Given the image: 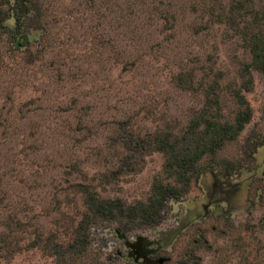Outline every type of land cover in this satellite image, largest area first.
Segmentation results:
<instances>
[{
	"label": "rangeland",
	"instance_id": "374dc122",
	"mask_svg": "<svg viewBox=\"0 0 264 264\" xmlns=\"http://www.w3.org/2000/svg\"><path fill=\"white\" fill-rule=\"evenodd\" d=\"M26 5L18 39L0 28V264H264V144L251 152L264 73L247 90L238 77L247 40H264V0ZM235 90L250 116L214 155L234 173L200 175L152 227L122 233L85 209L81 188L131 203L170 181L162 154L133 140L178 134L214 95L230 120Z\"/></svg>",
	"mask_w": 264,
	"mask_h": 264
},
{
	"label": "trees",
	"instance_id": "16d2710c",
	"mask_svg": "<svg viewBox=\"0 0 264 264\" xmlns=\"http://www.w3.org/2000/svg\"><path fill=\"white\" fill-rule=\"evenodd\" d=\"M26 1L3 0L4 4L10 5L9 11L0 9V28L8 30L12 40L18 39L21 34L20 32L18 34L17 30L28 10ZM7 19H13L15 32L6 26ZM246 47L250 61L242 63L238 71V77L242 80L239 88L242 90H247L251 83V70L264 73V40L253 35L249 41L247 40ZM207 86L216 87V79H211ZM233 97L238 108L230 120L219 119L218 98L214 95L211 99L205 98L204 109L198 115L192 116L178 134L155 132L133 140V144L128 148L132 152L158 151L162 154L161 170L164 177L170 181L153 179L148 195L131 203H124L117 198H99L95 193L81 188L85 209L92 217L114 222L118 231L122 233L142 226L152 227L163 219L169 201H179L187 192L191 181L198 179L200 175L222 173L229 176L234 173L237 168L234 162L214 159L216 152L225 142L236 137L250 116L243 95L235 90ZM212 108L215 113H211ZM263 144V141L253 143L251 152ZM207 158H209L207 164H202L201 161ZM86 218L87 215L82 220L83 223H87ZM82 222L79 223L80 226Z\"/></svg>",
	"mask_w": 264,
	"mask_h": 264
}]
</instances>
